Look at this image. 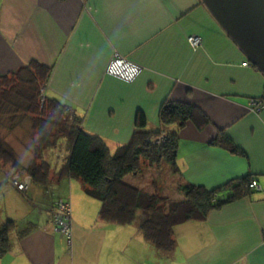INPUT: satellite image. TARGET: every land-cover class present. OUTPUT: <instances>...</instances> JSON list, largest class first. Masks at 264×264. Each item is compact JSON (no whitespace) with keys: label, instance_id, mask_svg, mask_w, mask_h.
Returning a JSON list of instances; mask_svg holds the SVG:
<instances>
[{"label":"crops","instance_id":"0c3cea01","mask_svg":"<svg viewBox=\"0 0 264 264\" xmlns=\"http://www.w3.org/2000/svg\"><path fill=\"white\" fill-rule=\"evenodd\" d=\"M190 35L201 37L199 48L189 46ZM114 53L142 68L133 82L106 74ZM34 59L53 67L44 94L114 147L128 142L138 111L156 130L163 102L190 103L209 124L172 127L177 186L212 190L250 175L258 189L204 222L177 226L176 249L166 256L137 225L100 222L99 202L79 182L51 176L46 185L30 184L23 198L15 193L25 209L2 202L0 225L12 221L17 229L0 264H264V109L248 107L263 95L264 77L199 0H0V75ZM220 134L240 153L211 144ZM62 198L71 205L69 238L51 228L48 214Z\"/></svg>","mask_w":264,"mask_h":264},{"label":"trees","instance_id":"16d2710c","mask_svg":"<svg viewBox=\"0 0 264 264\" xmlns=\"http://www.w3.org/2000/svg\"><path fill=\"white\" fill-rule=\"evenodd\" d=\"M244 59L247 60L245 56ZM51 71V66L31 60L0 75V126L12 129L28 120L31 135L37 133L32 141L35 149L32 162L28 165H22L0 140V167L12 170L9 179L28 174L33 184H48L51 170L42 159V153L63 138L68 144V155L56 173V180L68 177L78 181L83 193L100 203L97 217L102 223L131 226L140 221L138 226L143 239L166 256L176 249L177 226L191 221L204 222L211 212L250 195L255 189L250 187L255 181L250 175L212 190L190 183L179 184L177 189L182 198L178 200L131 186L125 178L140 173L145 164L156 168L164 164L172 174L179 175V139L172 127L189 121L197 129H203L209 124L208 117L188 102L165 101L158 111V129L148 130L146 116L138 111L130 139L111 153L103 139L84 130L81 118L68 115L59 99L41 94ZM161 133H164L163 140L155 142ZM211 144L240 153L222 134ZM16 229L12 221L0 225V257L9 250L10 235Z\"/></svg>","mask_w":264,"mask_h":264},{"label":"rangeland","instance_id":"374dc122","mask_svg":"<svg viewBox=\"0 0 264 264\" xmlns=\"http://www.w3.org/2000/svg\"><path fill=\"white\" fill-rule=\"evenodd\" d=\"M203 6V5H202ZM192 36V35H191ZM196 36V35H194ZM189 44V43H188ZM202 44V41H201ZM200 45H197L196 47H192L190 44L189 46L193 48L194 50L199 48ZM116 53H114L111 57V59L116 56ZM35 60V59H34ZM37 61V60H35ZM39 62V61H38ZM109 64V63H108ZM47 65V64H46ZM49 66V65H48ZM53 70V67H52ZM52 73V71H51ZM51 76V74H50ZM49 76V78H50ZM49 81V79H48ZM48 83V82H47ZM47 83L43 86L41 89V94H44V88L46 87ZM66 112L69 116H72L71 113L68 112L67 108L65 107ZM30 122L28 120L21 123V125H18L15 128L12 129H6L0 126V140L5 143L13 152L17 160L24 165H28L30 162H32V157L34 154V144H33V138H37V133H34L32 136V132L30 131ZM164 138V133H161L158 135L155 142H161ZM107 147L109 148L110 152L113 153L114 150L118 147H114L116 145V142L113 140H107L105 141ZM68 144L66 143V140L61 138L57 145L53 148H48L42 153V159L47 162L49 161V168L51 172L49 171L48 178L50 179L51 176H53L52 181L56 180V171L60 167L61 160L68 155ZM122 145V144H121ZM58 165V166H57ZM0 184L4 183V186H0V212L3 209V204L7 203V207L10 209L17 208L18 206H21V210L25 209V203L24 201L19 200V198L16 197L15 193L23 198L21 194H25L30 184H32L31 178L28 174H21V175H14L13 177H10L9 182L7 183V180L4 179V173H7V176H10L12 173V170L9 169V167H0ZM178 175H174L170 172L169 168L162 164L159 167L155 166H146L142 168V171L137 174H131L125 178V182L132 185H136L135 187H138L140 189H143L144 191L150 193V194H157L160 195H167L166 192L169 194L165 197H169L170 199H175L177 195H179L182 198L181 193L177 189V183H176V177ZM68 178V177H64ZM15 180H18L19 182H27L25 189L21 190L19 189L18 185L15 184ZM28 180V181H27ZM71 180V179H70ZM6 181V182H5ZM74 181V180H72ZM76 181V180H75ZM78 182V181H76ZM7 183V184H6ZM80 184V183H78ZM179 185V184H178ZM164 190L166 192H164ZM80 194H82L81 191H79ZM84 196V195H82ZM87 198V197H84ZM89 198V197H88ZM62 201H65L63 198ZM90 200V199H89ZM93 200V199H91ZM177 200V199H175ZM19 202V203H18ZM66 205H62L60 203V200L56 202V204L51 208L49 211V219L51 223V228H60L61 224L65 222L69 230L70 234V218H71V205L70 202L67 200ZM97 202V201H94ZM21 203V204H20ZM100 204V203H99ZM11 205V206H10ZM2 206V208H1ZM65 206V209H64ZM6 207V208H7ZM7 208V209H8ZM17 213V212H16ZM138 221L135 225L138 226ZM56 223V224H55ZM58 225V226H57ZM62 230H58L61 234L64 229L63 226H61ZM55 230V229H54ZM66 232V231H65ZM67 233V232H66ZM64 235V234H63ZM65 237L69 238V236L64 235ZM68 242V241H67ZM70 244V242H68Z\"/></svg>","mask_w":264,"mask_h":264},{"label":"water","instance_id":"95a60500","mask_svg":"<svg viewBox=\"0 0 264 264\" xmlns=\"http://www.w3.org/2000/svg\"><path fill=\"white\" fill-rule=\"evenodd\" d=\"M223 33L264 77V0H199Z\"/></svg>","mask_w":264,"mask_h":264},{"label":"built area","instance_id":"2783aa9c","mask_svg":"<svg viewBox=\"0 0 264 264\" xmlns=\"http://www.w3.org/2000/svg\"><path fill=\"white\" fill-rule=\"evenodd\" d=\"M187 41L192 47H196L197 45L201 44L202 40L199 36H194V35L191 36L190 35V36H188ZM115 55L116 56H114L110 60L108 66L106 68V74L113 77V78H117V79L124 81V82H127V83L133 82L141 73L142 68L140 66L132 63V62H129L128 60H126L125 58H123L122 56H120L117 53ZM248 107H249V110L254 112V113H258V112L262 111L264 109V92L260 98L250 100ZM26 183L27 182L21 183L18 180H15V184H17L19 189H21V190L27 188ZM250 187H255L258 189L257 182L252 181L250 184ZM60 203L62 205L67 204V202L62 201L61 199H60ZM64 209H65V206H64ZM61 226H63L65 231L67 232L66 233L63 230L62 233L66 236H69V230L67 228L68 225H66L65 222H63L61 224ZM61 226H60V228H58V227L54 228L55 231L60 230V232H61V230H62Z\"/></svg>","mask_w":264,"mask_h":264},{"label":"bare ground","instance_id":"6f19581e","mask_svg":"<svg viewBox=\"0 0 264 264\" xmlns=\"http://www.w3.org/2000/svg\"><path fill=\"white\" fill-rule=\"evenodd\" d=\"M252 188H255V187H252Z\"/></svg>","mask_w":264,"mask_h":264}]
</instances>
